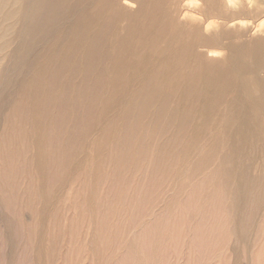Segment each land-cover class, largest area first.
I'll use <instances>...</instances> for the list:
<instances>
[{
	"label": "bare ground",
	"instance_id": "6f19581e",
	"mask_svg": "<svg viewBox=\"0 0 264 264\" xmlns=\"http://www.w3.org/2000/svg\"><path fill=\"white\" fill-rule=\"evenodd\" d=\"M2 113L0 264H264V0H0Z\"/></svg>",
	"mask_w": 264,
	"mask_h": 264
},
{
	"label": "rangeland",
	"instance_id": "374dc122",
	"mask_svg": "<svg viewBox=\"0 0 264 264\" xmlns=\"http://www.w3.org/2000/svg\"><path fill=\"white\" fill-rule=\"evenodd\" d=\"M12 102H13V97H9L8 100H7L6 105L9 106ZM4 113H5V112H4ZM4 113H2V114L0 115V122H2V120H3ZM134 172H135V171H134ZM132 174H135V175H132ZM148 174H149V171H148V169H146V170H145V176H148ZM131 175H132V177H135V176H136V172H135V173L132 172ZM147 181H148V180H147ZM145 183H147V182H145ZM143 198H144V199H143ZM139 199H140L141 203H142V202H146V200H147V195H144V196L140 197ZM141 199H143V200H141ZM136 212H137V211H136ZM136 212L134 211V212H131V213H130V216H129V218H128V223H130V222L133 223L134 220L137 219V217H139V216H138V212H137V213H136ZM205 213H207V212H205ZM205 213H204V214H205ZM209 215H212V214H210V213H209L208 215L206 214V217H205V218H204L205 215H204V216L202 215L203 218H202V216H201V218L204 219L203 221H207V222H208V220H209V222L213 224V221H214V220H213V215H212V217H209ZM158 216H159V215H157V217H158ZM160 216H162V215H160ZM160 216H159V217H160ZM207 216H208L211 220H210L209 218L207 219ZM157 217H156V218H157ZM159 217H158V218H159ZM163 217H164V216H163ZM158 218H157V220L155 219L156 221L159 220L158 223L156 222L157 225H155L156 230L158 229V224H159V226L161 225V228H162L163 230H162L161 228H159V229H161V231H159V230L156 231V230H155L154 225H152V224H154V222H155L154 218L152 219V224H151V222L149 223V224L152 225V226H151L152 228H151L150 226H148L149 224H147V225H146L147 227L144 226V229H143V230L141 229L142 232H140V231L137 230L138 232L136 231V234H135V237H136V238H134V242H135V243L133 242V245H134V246L132 245L130 248L126 249V253L124 252L125 255H126L127 257H125V256L123 255V256H124V260L122 259L123 263H125V264H126V263H127V264H186L187 262H189V263H187V264H235V260H236L235 258H236V257H234L233 255H229V260H228L227 263H226V262L223 263V261L220 260V258H221L222 255H223V254H222V253H223V248H222L223 246L221 247V245L218 244V242H220V243H221V242H224V241H223L224 238L220 239V241H219L218 238H219V237H224V235H222V234H224V233L221 234V231H220V233H219L218 230H217V232H218L221 236H219V234L217 235L216 232L214 233V231L212 232V233H214V234H212L211 231H210V229H211L210 227L212 226V224H211V226H210V225L208 226V223H209V222H208L207 224H206V223H203V222L200 223V225L203 223V224H202V227L204 228V229H203L204 231H205L206 227H207V229H208V227H209L208 230L206 229V231H207V232H205L206 235H204V233H201L200 229H202V228H201L200 226H199L200 228H199V230H198V231H199L198 233L201 234V235L203 234L205 237H206L208 234L210 235V233H211L212 236H210V237H214V238H215V241L212 240V239H214V238L211 239L210 237H207L208 240H206L207 238H205V237L202 235V236L205 238V240H203V241L205 242V243H204L203 241H201L202 239H201L200 236H198V235H199L198 233H197V236L200 238V240H199V239L197 240V236H195L196 241H195V239L193 240L194 237H193L192 234L187 236L186 234L183 235L182 233H180V234H182V236H181V235L179 236V235L177 234L178 232L175 233L174 236H175L176 238L174 237V240L176 239V242L178 241L177 237H179L180 239H181V237H182V239H184L183 241L188 243V244L186 243L187 245H189V241H191L190 239H192L193 242L195 241L194 244H198L200 241H201L200 243H202V244L199 243V244H200L199 247H198V245H196V246H197V247H196V246H194V244H192V241H191V242H190V245H191V244L193 245V246L191 245V247H192L193 249H192L191 247H189V248H190L192 251H193V250L195 251L197 248H200V249H202V250L199 249V250H200V251H199V250L197 249V250L195 251V254H194V252H193V256H194V257L191 255V253H192V252H191L189 255L186 256L187 258H186V257H185V258H182V257H184L183 254H184L185 249H186V251H187V245L185 244L182 248H180V247L183 245L184 242H182V243H181L182 245H181V244H180V241H181L182 239H181V240L179 239V242H178V243H175V241H174V244H173L174 246H173V245L170 246L169 243H167V241H165V240H166V231H165V230H166V224H167V223L164 224L165 222H167V220H168V222H169V219H170V218H168V219H166V221H164V219H165L166 217H165L164 219H162V217H160V218L162 219V221H163L161 224H160L161 220H160V218H159V219H158ZM205 219H206V220H205ZM153 220H154V222H153ZM210 223H209V224H210ZM182 224H183V220H182ZM203 225H205L206 227L203 226ZM148 227L150 228V230H149ZM145 228H147V229H145ZM151 229H153V230H151ZM203 230H202V231H203ZM162 231H163V232H162ZM204 231H203V232H204ZM209 231H210V232H209ZM139 232H140L141 235L139 234L138 237L141 236V237H140L141 240L138 239V237H137V234H138ZM154 232H155V233H154ZM156 232H159V233L156 234ZM161 232H162V233H161ZM160 233H161V234L164 233V235L161 236ZM155 234H156L157 237L155 236ZM176 234H177V236H176ZM215 234H216V236H217L218 238L215 237ZM209 235H208V236H209ZM159 236H161V237H159ZM184 236H186V237L189 238V239H187V241H185L186 238H183ZM191 236H192L193 238H191ZM151 237H152L153 239H154V237H156V239L153 240ZM158 237H159L160 239H159ZM203 237H202V238H203ZM161 238H162V239H161ZM204 238H203V239H204ZM136 239H137L138 241H140V242H139L140 244L137 242ZM163 239H165V240L163 241ZM158 240H160V241L162 240V241L160 242V241H158ZM188 240H189V241H188ZM209 240H210V241L212 240L211 242H212L213 244H212V243L210 244V242H208ZM216 240H218V241H216ZM221 240H222V241H221ZM157 241L160 242V244L163 242L162 245H161V247H160L159 243H156ZM197 241H199V242L196 243ZM152 242H153V243H152ZM164 242H165V243H164ZM214 242H216V243L214 244ZM155 243H156V244H155ZM208 243H209V244H208ZM135 244H137V245L135 246ZM138 244H139V245H138ZM163 244H164V245L167 244V245L164 246V248H163ZM205 244H206V245H205ZM221 244H222V243H221ZM141 245H142L143 248H144V251H143V252H145V253H144L145 255H143V254L141 253V252H142L141 250L139 251V249H140V248L142 249V247L139 248L138 246H141ZM153 245H155V246L153 247ZM158 245H159V246H158ZM168 245H169V247H167ZM204 245H205V246H204ZM185 246H186V247H185ZM132 247H134V248H132ZM150 247H152V248H150ZM159 247L161 248V250L158 249ZM171 247H172L173 249H171ZM178 247H179V248H178ZM184 247H185V249H184ZM194 247H195L196 249H195ZM136 248H138V251L140 252V254L138 253V251L136 250ZM153 248H154L155 250L152 251L153 253H152V255H151V251H149V249L152 250ZM165 248H169V249H171V250H173V251L169 250V252H168L167 250H165ZM221 248H222V252L220 251ZM129 249H130V250H129ZM157 249L160 250V251H158ZM182 249H183L184 251H183ZM243 249H244V248H243ZM243 249H242V253H241V256H240L241 259H242L241 262H242V264H247V262H246V254H247V251H246L245 249H244V250H245V251H244ZM135 250H136V251H135ZM163 250H164V253H165V254L162 253ZM181 250L183 251V254L181 253V252H182ZM218 250H219V251H218ZM131 251H132V253H130ZM155 251H156V252H155ZM157 251H158V252H157ZM161 251H162V252H161ZM128 252L130 253L129 256L127 255ZM134 252H135L136 255L133 254ZM159 252H160V253H159ZM166 252H167V255H168V254H170V255L167 256V255H166ZM196 252H197V254H196ZM220 252H221V253H220ZM24 253H25V252H24ZM24 253L21 252L23 258L25 257V254H24ZM156 253H158V254L156 255ZM171 253H172V254H171ZM23 254H24V255H23ZM137 254H139L140 256L137 255ZM141 254H142L143 256H142ZM177 254H178V255H177ZM146 255H147V256H146ZM162 255H163L164 257H163ZM184 255H185V254H184ZM215 255H216L217 257H216ZM220 255H221V257H220ZM133 256H134V258H132ZM136 256H137V257H140V258L138 259ZM155 256H157L158 258L155 257ZM171 256H172V258H171ZM190 256H192V258H191ZM130 257H131V258H130ZM141 257H142V259H141ZM168 257H169V258H168ZM173 257H175V258H173ZM188 257H189V258H188ZM244 257H245V258H244ZM125 258H126V260H125ZM135 259H136V261H138V262H136ZM140 259H141V260H140ZM143 259H144V260H143ZM154 259H155V260H154ZM183 259H184V260H183ZM191 259H192V260H191ZM221 259H222V258H221ZM128 260H129V261H128ZM139 260H140V261H139ZM182 260H183L184 262H183ZM189 260H190L191 262H190ZM124 261H125V262H124ZM185 261H187V262H185ZM128 262H129V263H128ZM153 262H155V263H153ZM123 263H122V264H123Z\"/></svg>",
	"mask_w": 264,
	"mask_h": 264
}]
</instances>
